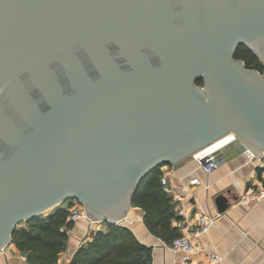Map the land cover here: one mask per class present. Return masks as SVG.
Returning <instances> with one entry per match:
<instances>
[{"label": "water", "instance_id": "1", "mask_svg": "<svg viewBox=\"0 0 264 264\" xmlns=\"http://www.w3.org/2000/svg\"><path fill=\"white\" fill-rule=\"evenodd\" d=\"M241 44L264 60V0H0V250L72 199L123 224L151 170L227 133L215 155L263 156L264 73Z\"/></svg>", "mask_w": 264, "mask_h": 264}, {"label": "crops", "instance_id": "2", "mask_svg": "<svg viewBox=\"0 0 264 264\" xmlns=\"http://www.w3.org/2000/svg\"><path fill=\"white\" fill-rule=\"evenodd\" d=\"M221 157L223 162L211 173L199 168L194 157L178 167H167L171 170L168 192L180 216L173 224H181V235L190 231L195 217L201 212L219 214L210 230L196 239L199 250L187 262H182L181 252L173 250L166 244L169 242L150 231L142 207L133 205L121 221L140 241L153 246L152 264H195L201 259L208 260L213 250L224 255L223 262L213 264H264V198L243 199L251 187L264 181V155H253L234 144L224 149ZM194 175L199 176L200 183L191 182ZM220 193H226L231 203L223 213L218 211L215 202ZM105 228L103 221H91L88 217L76 220L69 229L66 249L56 264H72L80 245L91 237L93 231ZM0 264H26V256L11 242L10 247L0 250Z\"/></svg>", "mask_w": 264, "mask_h": 264}, {"label": "trees", "instance_id": "3", "mask_svg": "<svg viewBox=\"0 0 264 264\" xmlns=\"http://www.w3.org/2000/svg\"><path fill=\"white\" fill-rule=\"evenodd\" d=\"M236 57L248 68L264 72V63L251 48L241 44ZM199 84L203 79L198 80ZM161 166L151 170L135 193L133 205L145 210L144 220L151 232L170 242L181 235L173 221L180 216L174 201L161 182ZM71 200H69V203ZM67 206L59 205L50 212L22 221L13 232V242L26 256V264H56L66 249L69 229L74 220L69 218ZM105 229H97L76 250L72 264H152L153 246L140 241L127 226L103 221Z\"/></svg>", "mask_w": 264, "mask_h": 264}, {"label": "built area", "instance_id": "4", "mask_svg": "<svg viewBox=\"0 0 264 264\" xmlns=\"http://www.w3.org/2000/svg\"><path fill=\"white\" fill-rule=\"evenodd\" d=\"M235 138L233 132L227 133L223 137L214 141L213 143L207 145L206 147L200 149L193 154L196 164L199 168H202L206 173H211L213 169L217 168L222 162L223 157L215 155V152L219 147H222L227 142ZM169 165L162 166L161 182L165 185L168 190V180L171 170L167 168ZM192 183H200V178L198 175H194L191 178ZM264 198V181H261L257 187H251L250 191L246 192L243 199L250 200L252 198ZM68 206L70 210L69 218L76 221L82 217H87L85 208L83 204L72 199ZM219 214H208L206 212H201L197 217H195V222L192 223L190 231L186 234H182L174 237L169 243V247L177 252L183 254L182 262H187L193 255L198 252V244L196 239L202 237L206 234L211 226L216 222ZM181 227V224L178 225ZM224 261V255L218 251H211L209 253V259H201L195 264H213Z\"/></svg>", "mask_w": 264, "mask_h": 264}, {"label": "rangeland", "instance_id": "5", "mask_svg": "<svg viewBox=\"0 0 264 264\" xmlns=\"http://www.w3.org/2000/svg\"><path fill=\"white\" fill-rule=\"evenodd\" d=\"M259 58L263 61V63H264V60L259 56ZM262 73H264V72H262ZM191 159H193V155H191V156H189L188 158H186L184 161H190ZM72 201V200H71ZM76 201H78L79 203H80V201L77 199ZM69 204V200L68 201H66V202H64L62 205L63 206H67ZM82 204V203H81Z\"/></svg>", "mask_w": 264, "mask_h": 264}, {"label": "flooded vegetation", "instance_id": "6", "mask_svg": "<svg viewBox=\"0 0 264 264\" xmlns=\"http://www.w3.org/2000/svg\"><path fill=\"white\" fill-rule=\"evenodd\" d=\"M201 78H202V77H200V78H198V79L196 80L197 84H199V83H198V80L201 79ZM202 79H203V78H202ZM203 84H204V79H203V83H202V84H199V85H203Z\"/></svg>", "mask_w": 264, "mask_h": 264}]
</instances>
